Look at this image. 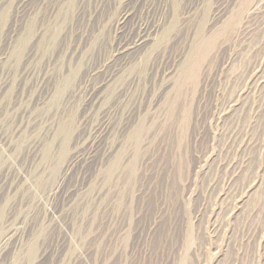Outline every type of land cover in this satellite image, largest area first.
<instances>
[{
	"label": "rangeland",
	"instance_id": "rangeland-1",
	"mask_svg": "<svg viewBox=\"0 0 264 264\" xmlns=\"http://www.w3.org/2000/svg\"><path fill=\"white\" fill-rule=\"evenodd\" d=\"M17 3L0 0V39ZM103 3L93 67L111 59L116 34L148 23L146 48L98 109L63 102L84 68L64 72L21 125L0 99V127H17L11 149L0 142V264H264V0H168L123 25L125 2ZM22 34L8 51L0 43V59L20 60ZM121 93L119 112H134L125 131L107 115ZM107 123L120 126L107 140L115 150L84 162ZM37 139L46 157L34 173Z\"/></svg>",
	"mask_w": 264,
	"mask_h": 264
},
{
	"label": "bare ground",
	"instance_id": "bare-ground-1",
	"mask_svg": "<svg viewBox=\"0 0 264 264\" xmlns=\"http://www.w3.org/2000/svg\"><path fill=\"white\" fill-rule=\"evenodd\" d=\"M167 1L123 0L125 6H128L130 10L123 11L116 24L123 25L129 17L135 18L133 12L146 15L157 8H161V11H159L163 12L167 6ZM102 2L104 0H18L14 11V25L12 29L3 34L0 43H3L5 45L4 49L7 48L8 51L14 34L23 32L22 35H24L25 31L26 33L21 39L23 43L19 49H22L20 60L18 62L9 61L3 54L4 57L2 56L0 59V99L2 101L8 96L4 109L18 110L19 114L16 113L15 115H18L21 119L19 125H21L23 119H28L33 112L39 110L40 103L51 96L50 87L54 86L55 82L59 83L61 81V75L76 68H84L85 73L69 88L67 97L64 98L63 102L67 104L75 96H78L83 99L81 103L83 114L98 109L107 99L104 88L119 73V70L121 71L128 64L127 58H132L131 61H133L146 48V40H143V36L145 30H147L146 23L148 22L135 21L130 29L127 28L128 31L119 33V37L116 34V40L115 43L113 42L112 47L114 54L111 59L102 61L97 67H93L92 58L99 37L97 33L105 28L102 19L103 14H101L104 8ZM90 24L92 25L88 33V25ZM112 28V26L108 28L107 32L110 33ZM119 28L122 29V27ZM114 30L117 33V28H114ZM28 33L30 34L29 38L26 37ZM139 82V75L135 73L129 79V86L137 85ZM14 91L16 93L11 97L10 95ZM127 96V93L116 94L115 96L112 94L108 98L111 100H107L113 101L111 108H108L107 111L108 117L116 122L117 120L113 119L120 117L119 125H121V130L124 131L127 127L128 116L132 115L130 113L132 111L129 110L125 114L120 113L119 106L124 105ZM53 116H56V114H53ZM36 117L38 116L34 118ZM122 124L124 125L122 126ZM110 127V123L105 125L102 130L104 134L102 141L88 149L83 158L84 162H94L97 161V158L101 162L103 159L110 157L111 150L113 152L115 146L107 143V140L110 134L119 131L120 126L116 127L117 130ZM1 130L3 129L0 127V142L11 149L10 142L17 131V127L9 133ZM40 145V140L37 139L27 148V157L32 155L30 157L32 165H28L27 168L34 173L32 166L37 162H42V170L45 168L43 160H45L46 155L42 150L43 146L39 147ZM79 158L73 157L69 160L63 174L60 176V183L69 170L77 164Z\"/></svg>",
	"mask_w": 264,
	"mask_h": 264
}]
</instances>
